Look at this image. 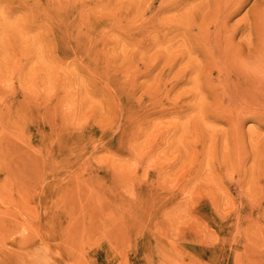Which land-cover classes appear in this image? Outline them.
<instances>
[{"label":"rangeland","instance_id":"374dc122","mask_svg":"<svg viewBox=\"0 0 264 264\" xmlns=\"http://www.w3.org/2000/svg\"><path fill=\"white\" fill-rule=\"evenodd\" d=\"M0 264H264V0H0Z\"/></svg>","mask_w":264,"mask_h":264}]
</instances>
